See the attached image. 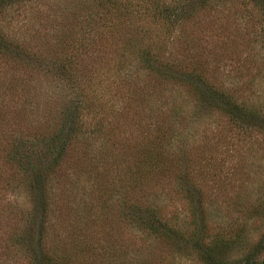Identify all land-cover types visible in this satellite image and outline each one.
Wrapping results in <instances>:
<instances>
[{
  "label": "trees",
  "instance_id": "1",
  "mask_svg": "<svg viewBox=\"0 0 264 264\" xmlns=\"http://www.w3.org/2000/svg\"><path fill=\"white\" fill-rule=\"evenodd\" d=\"M230 7L255 38L221 73L198 43L228 49L203 17ZM258 134L264 0H0V182L22 199L0 209V264H113V220L147 247L137 264H264V181L236 165Z\"/></svg>",
  "mask_w": 264,
  "mask_h": 264
},
{
  "label": "rangeland",
  "instance_id": "2",
  "mask_svg": "<svg viewBox=\"0 0 264 264\" xmlns=\"http://www.w3.org/2000/svg\"><path fill=\"white\" fill-rule=\"evenodd\" d=\"M234 6V5H232ZM247 12V10H245ZM245 11H240V16L239 17H235L234 13H235V8L234 7H230V9L228 10L227 8L224 10H220L217 12H209V14L204 15L203 17V30H206V37L208 36V34H210L209 36H212L214 34H220V30L219 29H215V30H210V26L212 27V25L209 23L212 19H218V23H223L225 25L226 31H222V33L226 36L227 34H230V36L232 37L231 43H225V47L228 48L227 50H222L220 49L217 44H214L213 42V38H207L209 39V41L203 42V43H198V45L201 48V52H205L206 54L211 53L215 58V60L217 61L220 60L219 56L222 55L221 52L226 53V55H224L221 59V61L218 62L219 64V72L222 73V71L224 73H231L233 71V69H241L242 66V62H240V60L243 59V55L244 53L247 51V49L252 48V45H250L251 41L255 38V33H254V29L250 28L246 23H245V19H244V15L246 14ZM52 14V13H51ZM205 23V24H204ZM217 28V25L215 26ZM224 28V29H225ZM211 31L208 33V30ZM218 38V35L215 36V39ZM204 41V40H202ZM204 45V48H203ZM252 52H254L252 50ZM232 55V56H230ZM228 56V57H227ZM240 58V60H239ZM241 75L240 72L235 71L233 73V77L236 79L235 81H237L239 79V76ZM233 84V82H230ZM115 121H117V125H121L123 127V125H127V120L125 119H120L117 118L115 119ZM123 129H125L123 127ZM132 130V129H131ZM231 136V135H228ZM133 137L129 136V140H132ZM126 139V137H125ZM229 139H224L223 141H226ZM126 141V140H125ZM222 141H219V146L218 149L220 150V153L217 155V158L215 157V161L216 163H219V161H222V164L224 163L223 167H225V169H227L226 171H231V169H233L234 167L231 165V156L232 151H226L223 146V144L221 143ZM250 149L247 153L242 154L241 156H243L242 160L246 159L244 162L241 163H237L236 165L238 166V168H240V172L244 173V176H246L247 172H252L254 171L257 177V180H259V182L264 181V135H257L256 137H253V140L250 141ZM228 148H230L228 146ZM234 159V158H233ZM233 161V160H232ZM92 177L91 175L88 173V177L87 174H84L83 176H81V178L79 177V188L78 191L85 193V195H87V199L91 200L90 195H88V190L91 189V181ZM68 181H66V186L63 187V189H67L68 187H71L73 185V183H69L67 185ZM2 183L0 182V187H1ZM5 186V185H2ZM60 193L62 198H65L62 190L60 189ZM14 194L10 193L9 191L5 192V189H3L2 187L0 188V209L3 210L4 208L7 207L9 202H13L14 198H15V203L17 204L18 207L21 206L20 202L22 201V199L19 197L17 199V196L15 195V197H13ZM101 197V196H99ZM223 197V196H222ZM95 202L97 200L93 199ZM93 201V203H94ZM99 202L97 201V204ZM10 204V203H9ZM62 204V203H61ZM99 205V204H98ZM111 213H108V215H110ZM113 215V213H112ZM7 218V217H6ZM115 219V217L113 218ZM111 223V222H110ZM10 221L4 219L1 220V215H0V239H5L6 234L9 232L10 230ZM113 225H110L109 228H107V241L105 243V246H107L108 248V255L112 258V263L113 264H119L121 262V259L123 260V262H126V258H127V262H131V264H137L138 261L137 259L141 258L143 259L144 257V252H147V247L146 246H136V248H134V246L131 244L128 245V242L131 243L133 241V233L131 231V229L127 228V226L123 225V227H120V223L118 224L117 221L113 220L112 223ZM262 229H264V226H262V228H260L258 233H254L252 235L251 241L252 242H256L259 238H260V234ZM106 234V233H105ZM117 234V235H116ZM119 234H122V236H118ZM115 235L116 237L119 239V241H114L115 240ZM109 243H112V245H116L114 250H110L109 248ZM116 243V244H114ZM125 243H127L126 245H124ZM110 245V246H112ZM118 245H121L124 248V250L128 251V254L125 255V257L122 256V258L119 257V253L120 251H116L118 250ZM136 250V251H134ZM158 253L160 255H164L166 254V251H164L163 249H159ZM159 255V258H160ZM168 255H166L165 258H168ZM141 257V258H140ZM157 257V255L154 256V258ZM164 258V259H165ZM117 260H119V262H117ZM163 260L160 261V259L154 261V262H158L157 264H166V263H162ZM171 262L170 264H193L191 261H182L185 263H175ZM18 264H23V263H19Z\"/></svg>",
  "mask_w": 264,
  "mask_h": 264
}]
</instances>
